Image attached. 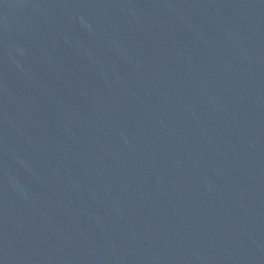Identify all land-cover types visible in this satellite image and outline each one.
I'll use <instances>...</instances> for the list:
<instances>
[{"label": "water", "instance_id": "water-1", "mask_svg": "<svg viewBox=\"0 0 264 264\" xmlns=\"http://www.w3.org/2000/svg\"><path fill=\"white\" fill-rule=\"evenodd\" d=\"M0 264H264V0H0Z\"/></svg>", "mask_w": 264, "mask_h": 264}]
</instances>
